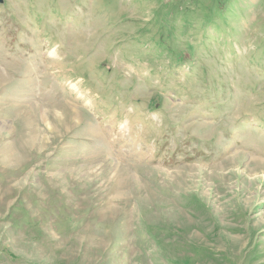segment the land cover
<instances>
[{"label":"rangeland","instance_id":"1","mask_svg":"<svg viewBox=\"0 0 264 264\" xmlns=\"http://www.w3.org/2000/svg\"><path fill=\"white\" fill-rule=\"evenodd\" d=\"M0 264H264V0H2Z\"/></svg>","mask_w":264,"mask_h":264},{"label":"water","instance_id":"2","mask_svg":"<svg viewBox=\"0 0 264 264\" xmlns=\"http://www.w3.org/2000/svg\"><path fill=\"white\" fill-rule=\"evenodd\" d=\"M2 0H0V2H1Z\"/></svg>","mask_w":264,"mask_h":264}]
</instances>
